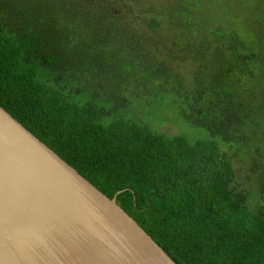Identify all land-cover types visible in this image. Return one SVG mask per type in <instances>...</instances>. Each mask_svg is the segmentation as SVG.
<instances>
[{
    "label": "trees",
    "instance_id": "16d2710c",
    "mask_svg": "<svg viewBox=\"0 0 264 264\" xmlns=\"http://www.w3.org/2000/svg\"><path fill=\"white\" fill-rule=\"evenodd\" d=\"M157 1L0 0V105L177 264H264V0L215 26L210 2ZM153 94L216 139L134 117Z\"/></svg>",
    "mask_w": 264,
    "mask_h": 264
},
{
    "label": "water",
    "instance_id": "95a60500",
    "mask_svg": "<svg viewBox=\"0 0 264 264\" xmlns=\"http://www.w3.org/2000/svg\"><path fill=\"white\" fill-rule=\"evenodd\" d=\"M118 193L105 194L0 105V264H177Z\"/></svg>",
    "mask_w": 264,
    "mask_h": 264
},
{
    "label": "rangeland",
    "instance_id": "374dc122",
    "mask_svg": "<svg viewBox=\"0 0 264 264\" xmlns=\"http://www.w3.org/2000/svg\"><path fill=\"white\" fill-rule=\"evenodd\" d=\"M202 1L203 6H207L206 3L209 2L212 5L211 10L207 12L209 13V15L205 17V20L213 26H215L216 22L220 20H217L216 18H210L218 16L221 11L225 10L227 6H232L231 2L228 0H218L220 2L219 5L215 4L216 0ZM155 3H159V1L146 0L147 6L151 7ZM130 110L132 112V115H135L134 117H137L139 120H143L144 122L152 124L153 127L156 129L159 128L161 131H165L166 133L168 132L167 134H180L186 136L191 141H195L198 139H216L214 136H212L208 129L181 120L178 111L175 109V106L170 101L169 95H147L144 98L136 101V103ZM235 162L238 172V178L243 184L251 187L252 183L247 179V177H251L252 175L249 169L250 160L248 159V157H244L243 159L241 157H237L235 158Z\"/></svg>",
    "mask_w": 264,
    "mask_h": 264
}]
</instances>
